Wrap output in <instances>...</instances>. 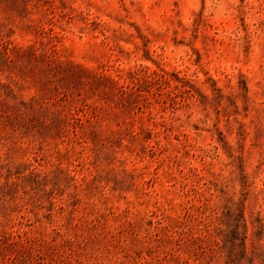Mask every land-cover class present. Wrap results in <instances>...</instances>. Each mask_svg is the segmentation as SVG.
Returning <instances> with one entry per match:
<instances>
[{"label": "rangeland", "instance_id": "rangeland-1", "mask_svg": "<svg viewBox=\"0 0 264 264\" xmlns=\"http://www.w3.org/2000/svg\"><path fill=\"white\" fill-rule=\"evenodd\" d=\"M0 264H264V0H0Z\"/></svg>", "mask_w": 264, "mask_h": 264}]
</instances>
